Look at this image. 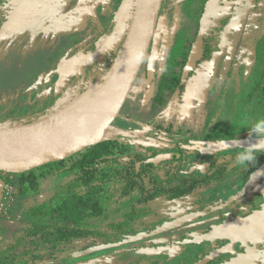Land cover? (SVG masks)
Here are the masks:
<instances>
[{
    "label": "rangeland",
    "instance_id": "obj_1",
    "mask_svg": "<svg viewBox=\"0 0 264 264\" xmlns=\"http://www.w3.org/2000/svg\"><path fill=\"white\" fill-rule=\"evenodd\" d=\"M140 1L0 0V12L7 10L8 13V20L0 30V129L26 126L98 90L107 73L105 70L102 76L97 73L94 77L90 75L94 61L89 58L92 53L86 54L88 51L85 50L102 36L107 27L110 26L111 30L115 24L117 27L115 25L113 33L116 31L118 35L111 38L113 41L117 39V46L120 47ZM260 1H237L236 18L225 34L223 52L213 62L196 70L183 97L169 95L163 105H156L152 99L155 91L145 93L134 87L105 138L90 149L81 151L80 160L114 156L117 153L116 142L126 143L133 150H138L137 145L146 143L141 138H135L133 142L137 145H132L130 136L119 131L113 134L115 129L137 137H145L158 125L170 124L191 127L198 136L206 130L218 133L220 129L239 134L244 128H255L257 134H263L264 118L254 105H250L252 101L248 100L247 95L257 76L254 74L255 65L258 75L263 70L264 39L259 58L254 60L255 65L248 62L249 52H240ZM183 13L188 14L187 8L179 5L162 49L158 68L165 74L176 68V59L182 52L181 44L186 37H191L189 33H179L186 24ZM109 36L106 33L100 38L98 48L103 45L93 52L96 59L107 44V51L110 50L113 42L109 43ZM218 108L221 110L217 111ZM112 139L117 141L114 143ZM58 162L41 165L28 172L40 173L38 169L43 167L51 173L56 172L57 168L61 171L67 164L56 166ZM99 175L96 173L88 182L52 176L51 180L41 181L37 193L19 194L15 210H19L23 222L28 223L53 218L120 227L125 231L131 215H121H124L123 205L126 209L125 202L130 198L121 199L119 186L112 180L99 179ZM17 189L21 192L19 182ZM140 208L139 211L132 208L131 214L140 216ZM141 221L139 218L130 231H137ZM0 229V264H18L12 256L20 257L28 253L29 248L37 251L39 264L52 263L45 248L55 234L49 236L34 225L22 223L16 226L3 222ZM93 244V239H85L80 241L79 246L90 247ZM111 254V251L96 253L80 259L84 264H91L102 262Z\"/></svg>",
    "mask_w": 264,
    "mask_h": 264
},
{
    "label": "flooded vegetation",
    "instance_id": "obj_2",
    "mask_svg": "<svg viewBox=\"0 0 264 264\" xmlns=\"http://www.w3.org/2000/svg\"><path fill=\"white\" fill-rule=\"evenodd\" d=\"M198 1H163L155 33L130 92L134 87L145 93L153 90L155 94L153 93L152 99L156 105H163L169 95L183 97L196 70L213 62L223 52L225 34L236 18L238 0ZM179 5H184L188 13H183L182 18L185 16L186 24L179 33L186 32L191 37H186L181 44L182 52L176 59V68L165 74L159 71L158 64L168 32L174 23V12ZM6 11L0 12V30L8 20ZM254 13L256 15L254 22L240 46L242 54L249 52L248 62L253 65L256 63L254 60L259 58L264 39V0L260 1ZM206 14L202 53L195 64L190 66V56ZM115 25L117 27V24ZM115 25L111 26V30L110 26L107 27L102 36L106 33L111 35ZM159 28H161L159 45L151 75L149 63ZM128 33L124 43L118 46L117 53L114 55L109 51L110 54L106 55L107 63L110 60L115 63L128 40ZM102 36L88 46L85 50L88 51L86 54L98 51ZM106 49L104 48L103 52ZM92 61L94 62L90 67L91 72L100 60L94 57ZM262 67L264 69V65ZM256 69L255 65L254 74L257 76L254 78L250 94L247 95L249 101H252V92L263 72L262 70L258 75ZM249 101L244 102L249 103ZM235 102L233 100V104ZM220 110L221 108L217 109ZM153 130L145 137H137L119 129L112 132L115 134L119 131L130 136L132 145H137L133 142L135 138L146 141L145 144L136 146L138 150H133L126 146V143L119 144L116 139H112L114 143L116 142L117 153L111 157L118 162L123 159L135 160L138 173L135 183L133 181L126 183V186H129L127 189L134 187L126 195L123 194L124 189H121L120 184L115 179H111L119 186L120 198L124 200L130 198L125 202L126 209L123 205L124 215H121H131L128 218V229L124 231L120 227L77 221L78 224L100 227L104 231L74 236L69 239L70 245L67 248L66 246L52 248L59 238L51 237L45 248L47 257L52 260L50 264H84L80 258L109 251L113 254L106 256L102 262L91 264H264V174L251 187L247 186L252 177L264 167V149L251 150V152L248 151L249 149H230L219 153L213 151L205 153L209 148L208 144L261 139L264 138V132L257 134L255 128H244L242 132L235 134L220 129L218 133L206 130L198 136L191 127L172 124L158 125ZM160 156H169V159L156 162ZM0 178L3 180L0 204L4 199L6 180L12 178L15 186L14 202L8 210L10 219L1 217L0 226L3 222L14 223L16 226L21 223L27 224L23 222L22 213L15 210L20 194L17 189L18 176L1 172ZM244 189L245 193H242ZM136 195L141 197L135 198ZM139 206L142 213L134 217L131 209L137 211ZM191 216H193L192 220L182 225L178 224V227L175 225L181 219ZM139 218L142 219V223L139 224L137 231H130L133 224L138 223ZM54 232L49 230V236H53ZM85 239H93L94 244L90 247H80V241ZM101 247L105 248L99 252L90 251ZM27 252L20 257L15 255L12 257L16 258L18 264L23 262L39 264L36 258L37 251L29 248Z\"/></svg>",
    "mask_w": 264,
    "mask_h": 264
},
{
    "label": "water",
    "instance_id": "obj_3",
    "mask_svg": "<svg viewBox=\"0 0 264 264\" xmlns=\"http://www.w3.org/2000/svg\"><path fill=\"white\" fill-rule=\"evenodd\" d=\"M164 0H141L135 16L131 23V27L128 33V40H131L132 45L129 50L127 59L118 75L116 83L113 87L111 94L108 96L107 100L102 105L101 110L96 114L92 122L86 125L82 131L79 133L72 134L71 132H63L58 134H40L35 133L31 129L48 120L55 115L59 114L65 108L53 113L52 115H46L41 119L29 123L26 126L3 128L0 129V152H6L20 158V153H46L49 158L45 160H35L31 162H20L18 165L14 166H0V173H12V174H23L30 171L31 169L57 162L64 159L70 158L74 154L81 152L82 150L94 146L100 143L106 136L108 130L111 128L112 124L115 122L119 112L127 99L129 92L133 86V83L137 77L139 69L146 57L148 52L151 39L155 33L158 14L161 9ZM206 17L203 19L201 32L199 33L196 44L192 50L189 65L193 66L195 61L202 53V37L204 34V27L206 24ZM135 28L134 36L132 39V31ZM155 39V45L153 49V56L150 59L149 69L152 75L154 71V63L157 55V47L159 45V32ZM127 40V41H128ZM126 41V43H127ZM126 45V44H125ZM124 45V47H125ZM123 49L120 51L113 67L106 74V79L112 72L117 64L119 57L121 56ZM106 49V48H105ZM104 78V79H105ZM105 79V80H106ZM83 97V96H82ZM78 100V99H77ZM76 100V101H77ZM74 101V102H76ZM73 102V103H74ZM72 103V104H73ZM67 131V130H66ZM209 148L205 150L208 152H223L230 149H251V150H263L264 149V138L245 140V141H224L219 144H208ZM169 159V156H160L156 159ZM264 174V167L258 171L247 186L251 187L256 183L261 175ZM3 192V180L0 178V198ZM242 193H245V189ZM193 216L181 219L175 225L184 224L192 220ZM179 224V225H178ZM107 247V246H106ZM105 248V247H104ZM104 248H94L90 250L91 252H99Z\"/></svg>",
    "mask_w": 264,
    "mask_h": 264
},
{
    "label": "trees",
    "instance_id": "obj_4",
    "mask_svg": "<svg viewBox=\"0 0 264 264\" xmlns=\"http://www.w3.org/2000/svg\"><path fill=\"white\" fill-rule=\"evenodd\" d=\"M116 38L117 33L111 34L109 36V43L113 42L110 46L111 53H117V39H114L113 41V36ZM112 37V38H111ZM112 40V41H111ZM106 44V42L104 43ZM102 47V46H100ZM115 49V51H114ZM107 49L103 52V49L100 50L99 55L97 58H99L100 62L95 64L94 70L90 74L92 77L98 74V76H102L106 70V73H108L111 68L113 67V60H110L109 63H107V59L105 58L107 54H110ZM100 56V57H99ZM95 57V55L92 53V55H89L90 60ZM113 59V57H112ZM104 65V66H103ZM98 81V80H96ZM96 83V82H95ZM251 100L255 106V108L259 111V114L264 118V69L261 74V77L259 81L256 83L255 89L252 92L251 95ZM252 104V105H253ZM92 147V146H91ZM90 149V147L86 148ZM84 149V150H86ZM82 150V151H84ZM83 152H78L71 156L69 159H66L65 161H59L56 166L62 167V165H65V168L61 171L58 170L53 173L48 171L46 167L39 168L38 170L40 173H36V171L32 172H25L23 174L18 175V182L20 185V194L22 195H28L30 193H37L38 189H40V183L43 180H51L52 176H60L66 180L70 181H81L84 179V181L88 182L89 179L94 176L96 173L100 174L99 179L101 180H110L115 179L117 183L120 184L121 189H124V195L128 194L130 190H132L134 187L131 186L130 189H127L129 187L128 185L126 186V183L133 181L135 183L137 180V170L135 167V160H122L121 162H118L114 157H100L96 159H87V158H82L80 160V155H82ZM116 166H114V164ZM37 170V171H38ZM114 182V181H113ZM115 183V182H114ZM132 183V184H133ZM122 184L124 187H122ZM133 187V188H132ZM51 219H46L40 222H27L28 225H34V227L38 230H42L43 233L46 232V235L49 234V230L55 231L54 234L56 235L55 238L58 239L59 241H56V244L52 245V248L56 247H63L66 246L69 247V239L77 236L79 234H94L97 232L104 231L100 227H95V226H90V225H85V224H78L77 221L75 220H52ZM61 223H67V224H61ZM36 232H39L36 230ZM62 233V234H61ZM100 236L104 234H98ZM64 248V247H63Z\"/></svg>",
    "mask_w": 264,
    "mask_h": 264
},
{
    "label": "bare ground",
    "instance_id": "obj_5",
    "mask_svg": "<svg viewBox=\"0 0 264 264\" xmlns=\"http://www.w3.org/2000/svg\"><path fill=\"white\" fill-rule=\"evenodd\" d=\"M134 31L135 28L132 31V39ZM131 45V40H128L116 66L98 90L91 91V93L84 95L59 114L43 121L31 130L40 134H58L63 132H71L74 134L82 131L86 125L92 122L96 114L101 110L108 96L111 94L118 75L127 59ZM20 158L22 160L12 154L0 152V166H14L20 164L22 161L31 162L35 160H45L49 158V155L44 152H24L20 153Z\"/></svg>",
    "mask_w": 264,
    "mask_h": 264
},
{
    "label": "built area",
    "instance_id": "obj_6",
    "mask_svg": "<svg viewBox=\"0 0 264 264\" xmlns=\"http://www.w3.org/2000/svg\"><path fill=\"white\" fill-rule=\"evenodd\" d=\"M15 192V186L12 178H9L5 182L4 199L0 204V218L10 219L8 213L10 205L14 202L13 193Z\"/></svg>",
    "mask_w": 264,
    "mask_h": 264
},
{
    "label": "clouds",
    "instance_id": "obj_7",
    "mask_svg": "<svg viewBox=\"0 0 264 264\" xmlns=\"http://www.w3.org/2000/svg\"><path fill=\"white\" fill-rule=\"evenodd\" d=\"M248 151L251 152V149H249ZM249 158H251V157H249Z\"/></svg>",
    "mask_w": 264,
    "mask_h": 264
}]
</instances>
